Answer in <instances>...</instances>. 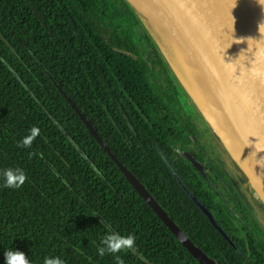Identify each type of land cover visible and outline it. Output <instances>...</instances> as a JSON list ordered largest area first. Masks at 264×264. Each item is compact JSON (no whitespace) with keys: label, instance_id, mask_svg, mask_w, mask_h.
Listing matches in <instances>:
<instances>
[{"label":"trees","instance_id":"16d2710c","mask_svg":"<svg viewBox=\"0 0 264 264\" xmlns=\"http://www.w3.org/2000/svg\"><path fill=\"white\" fill-rule=\"evenodd\" d=\"M0 32V264L8 250L23 252L30 264L55 257L64 264H117V256L123 264H201L54 80L216 264H245L243 258L254 256L249 249L264 247V232L249 212L257 201L247 174L242 181L222 161L220 146L230 152L229 145L206 122L168 52L128 0H0ZM33 127L40 134L31 147L19 146ZM185 151L204 163L210 181ZM9 168L27 177L18 189L4 187ZM98 214L117 234L132 235L136 246L99 255L104 237L115 233Z\"/></svg>","mask_w":264,"mask_h":264},{"label":"water","instance_id":"95a60500","mask_svg":"<svg viewBox=\"0 0 264 264\" xmlns=\"http://www.w3.org/2000/svg\"><path fill=\"white\" fill-rule=\"evenodd\" d=\"M128 1L166 51H168V44L172 41L169 39L170 31L183 40L199 66L200 75L198 77L203 81V85L206 79L211 81L222 96L232 112V115H229L235 123V134H237L236 127L240 126L250 141V145L245 144L241 148H243L246 164L255 168V171L251 169L250 175L246 168V174L249 176L251 186L256 188L264 200V0H146L149 5L154 6L155 14L157 12L160 16L161 22L164 23L161 26H171L168 32V44L159 38L132 0ZM158 15L156 14L157 18ZM0 36L4 39L1 32ZM178 60L182 63L180 57ZM182 71L186 74L189 72L187 68ZM190 80L193 83L192 78ZM54 83L127 180L178 240L201 264H216V261L198 247L184 230L172 220L144 183L118 158L113 148L82 113L77 104L68 97L58 82L54 80ZM219 121L216 124L218 127L219 123H224L221 119ZM67 136L72 143L76 144L69 134ZM220 136L229 145L230 152L237 162H241L236 157L229 138L227 137V139L221 134ZM80 151L86 156L82 149ZM184 154L192 165L210 181L204 163L190 151H185ZM52 168L55 170L54 166ZM181 184L208 216L215 228L235 246L211 210L182 181ZM98 217L112 232L117 234L104 217L99 214ZM134 251L138 253L136 250ZM148 263L154 264L150 261Z\"/></svg>","mask_w":264,"mask_h":264},{"label":"rangeland","instance_id":"374dc122","mask_svg":"<svg viewBox=\"0 0 264 264\" xmlns=\"http://www.w3.org/2000/svg\"><path fill=\"white\" fill-rule=\"evenodd\" d=\"M133 1H134V5L136 6V8L143 15V17L148 21V23H150V26L152 27L154 24H153L152 20H150L148 12H147L146 8L144 7L143 1L142 0H133ZM156 14L158 15L157 12H156ZM158 19H159L158 20L159 23L161 25H164V23L161 22L162 20H161L159 15H158ZM152 29L153 30L155 29L154 26L152 27ZM169 39H171L172 41L170 42V44H168V51L169 52L168 51L167 52H168L170 59L172 61L171 63L173 65L176 73L178 74L179 78L181 79L183 84H185V86L187 87L188 92L190 93L191 97L196 102V104L200 107V110L202 111L206 122L209 123L211 129L214 132L220 133L225 138H227V136H225L223 134V132L225 134H226V132H230L232 134H235V132H234L235 123H234V120L232 119V117L225 111H223V112L216 111L213 108L212 102L210 100H208L207 97L203 94V91H202L203 81L198 76L197 77L193 76L192 74H190L189 72L186 71L189 74L190 78H192V81H193V83H192L188 74H186L182 71V70H186V68L183 65V63H180L178 60L180 57L179 56V44H178L177 37L175 36V34L172 31H170V33H169ZM219 118L224 121V123L222 122V124H223L222 127H224V128L218 127L216 125L218 123V121L220 120ZM218 130H219V132H218ZM228 140L231 141L230 139H228ZM231 143H232V145H231L232 149L234 150L236 157L239 160H241V162H238V165L241 167L242 170L237 167V165L235 164V161L229 155V153H227L223 149V147L220 146V151H222V153H223V160L222 161L225 163L226 166H228L230 171H233L242 181H244L245 180V174L247 173L246 168H247L248 173L250 175H251V169H252V171H255V168H251V166H248L246 164L244 157H243V148H241V147L239 148V146L235 142L231 141ZM247 177L249 178V176H247ZM249 182H250V180H249ZM249 192H250L252 199L257 201L259 203V205L264 207V200L259 195L256 188L251 186V183H250ZM262 209H264V208H262ZM256 221H258L259 226L261 227L262 231L264 232V217L257 218Z\"/></svg>","mask_w":264,"mask_h":264},{"label":"clouds","instance_id":"9594fccd","mask_svg":"<svg viewBox=\"0 0 264 264\" xmlns=\"http://www.w3.org/2000/svg\"><path fill=\"white\" fill-rule=\"evenodd\" d=\"M40 134V130L37 127L30 129V134L26 136L22 141L19 142V146L29 148L31 147L35 138ZM4 187L18 189L26 181L27 177L23 171L11 168L7 169L3 173ZM103 247L98 249L99 255L103 256L106 253L118 254L121 251L127 252L133 249L135 245V238L132 235L127 237L119 234H110L104 237L102 241ZM5 264H30V261L23 252L18 250H8L4 252ZM44 264H64L59 257L45 258ZM117 264H123L117 256Z\"/></svg>","mask_w":264,"mask_h":264},{"label":"bare ground","instance_id":"6f19581e","mask_svg":"<svg viewBox=\"0 0 264 264\" xmlns=\"http://www.w3.org/2000/svg\"><path fill=\"white\" fill-rule=\"evenodd\" d=\"M142 1L144 3V7L146 8V10L148 12L150 20H152V22L154 24L153 26L155 28L154 30H155L156 34L159 36V38L165 44H168V32L171 29V26H169V25L165 26V27L161 26V24L158 23V18L156 16L154 8H153L154 6L149 5V3L146 0H142ZM132 2L134 4L133 0H132ZM175 36L177 37V40H178L179 56L181 58L182 63L184 64V66L189 70V72L193 76H196V77L199 76L200 75L199 66L197 65L196 61L194 60L193 56L191 55L189 49L186 47L183 40L177 34ZM202 91H203V94L207 97V99L212 102L213 108L216 111H219V112L225 111L228 114L232 115L231 110L229 109V107L227 106L225 101L223 100L222 96L216 90L214 85L211 83V81H209L207 79L205 80ZM222 126H223V124L219 123V127L224 128ZM236 129H237V134H232L230 132H226V134L223 132V134H225L232 142H235L238 146L240 145V147H244L243 145H245V144L250 145V141L248 140L247 136L245 135L243 130L240 128V126L236 127Z\"/></svg>","mask_w":264,"mask_h":264},{"label":"flooded vegetation","instance_id":"af4514ba","mask_svg":"<svg viewBox=\"0 0 264 264\" xmlns=\"http://www.w3.org/2000/svg\"><path fill=\"white\" fill-rule=\"evenodd\" d=\"M229 155L233 158V160L235 161V164H236V159L231 155L230 152H229ZM262 208H264V207L259 205L258 202L256 204H254L252 207L249 206L250 215L252 216V219L255 220L256 223H258V221H256L257 218L264 217V209H262ZM249 251H252V254L254 256L253 257L243 258L245 260L244 261L245 264L246 263L247 264H264V247H259L257 249H253V250L249 249Z\"/></svg>","mask_w":264,"mask_h":264}]
</instances>
